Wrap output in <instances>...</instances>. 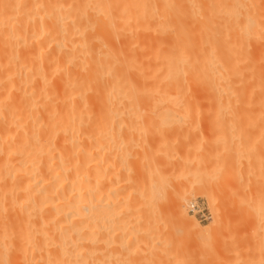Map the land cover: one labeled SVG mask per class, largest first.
Returning <instances> with one entry per match:
<instances>
[{
    "label": "bare ground",
    "instance_id": "6f19581e",
    "mask_svg": "<svg viewBox=\"0 0 264 264\" xmlns=\"http://www.w3.org/2000/svg\"><path fill=\"white\" fill-rule=\"evenodd\" d=\"M202 107L221 142L175 160ZM246 119L264 122V0H0V264H186L167 206L238 162L264 173Z\"/></svg>",
    "mask_w": 264,
    "mask_h": 264
},
{
    "label": "rangeland",
    "instance_id": "374dc122",
    "mask_svg": "<svg viewBox=\"0 0 264 264\" xmlns=\"http://www.w3.org/2000/svg\"><path fill=\"white\" fill-rule=\"evenodd\" d=\"M207 109L205 107L204 109L202 107V110L199 109V111L201 110L202 112L204 110V119L201 120L202 122H198L200 119H196V124L193 119L192 122L194 123L189 125L190 131H188V135L183 133V131L181 133V129L180 131L177 130L178 132L174 134L175 137L173 136V141L176 146L174 150H179L177 151L179 154L175 153V160H177V158L179 159V156L182 155L183 151L181 149L184 141V146L186 145L188 149L187 155L190 162L193 164L199 161H201V164H204L202 161V159L205 158L204 155L206 156L209 150H214L216 143L221 142V140H218L219 138H217L216 133H212L214 130L210 129L211 124L207 120L208 118L206 117L207 114L205 111H211V109ZM248 110L251 111L254 109L248 108ZM252 122L251 120H244L242 123L243 128L248 134L247 136H250L249 139L251 138L250 140H253L252 143L254 142L253 144L256 145V148L253 146L256 160L261 164V167L263 166L262 168H264V122ZM201 133L206 135L207 139H201V135H203ZM216 157L217 156L211 157L212 163L216 162ZM228 159H231V157H228ZM238 164L237 171L242 168L244 172L238 171V173L234 175V178L228 171L221 185H219L217 181L216 183L214 182V184H210V186L197 183L193 189L194 191L189 194V199L187 201L180 200L176 197L174 198L176 200L172 201V203L175 201L178 202L177 205H181V209H183V205H185L186 209H184L188 218L194 221L197 220L200 223L199 226H188V231L185 228L186 226L174 216L172 210L173 204H169L171 210H169V206H167L166 221L168 228H170L168 229L170 234L168 238L171 242V247L176 249L178 254L182 256L184 253L183 257L186 258V264H252L257 256H261L264 262V240L263 243L261 242L257 245L255 241L256 238L254 234L252 235V227L256 223L257 218L255 215L253 216L252 212L249 210L250 206L249 208L247 207V201H251V204L254 201L251 200V196H254V192H256V195L260 198L258 201L260 205H262L260 226L264 237V173H258L256 168H253V163L251 166L248 164L251 169L250 167L247 169L246 167L248 166L244 164V162V167L242 163L240 164L238 162L237 165ZM231 166L228 167L231 169ZM251 193L254 195H251ZM218 194L220 195V200H211L212 196H217ZM245 195L250 196L248 198L249 200L243 198L246 197ZM193 199L204 200L205 204L211 210L213 217L208 220L200 221L190 214L188 211V204ZM168 210L172 212L169 213ZM168 223H170V226ZM185 232L187 233L185 234Z\"/></svg>",
    "mask_w": 264,
    "mask_h": 264
},
{
    "label": "built area",
    "instance_id": "2783aa9c",
    "mask_svg": "<svg viewBox=\"0 0 264 264\" xmlns=\"http://www.w3.org/2000/svg\"><path fill=\"white\" fill-rule=\"evenodd\" d=\"M188 211L200 221L208 220L213 217L211 210L204 200L193 199L188 204Z\"/></svg>",
    "mask_w": 264,
    "mask_h": 264
}]
</instances>
